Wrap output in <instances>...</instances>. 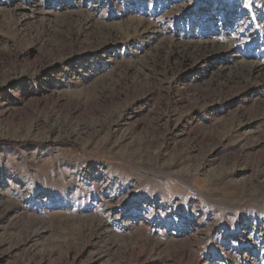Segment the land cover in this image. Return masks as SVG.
<instances>
[{
  "label": "rangeland",
  "instance_id": "1",
  "mask_svg": "<svg viewBox=\"0 0 264 264\" xmlns=\"http://www.w3.org/2000/svg\"><path fill=\"white\" fill-rule=\"evenodd\" d=\"M0 264H264V0H0Z\"/></svg>",
  "mask_w": 264,
  "mask_h": 264
},
{
  "label": "trees",
  "instance_id": "2",
  "mask_svg": "<svg viewBox=\"0 0 264 264\" xmlns=\"http://www.w3.org/2000/svg\"><path fill=\"white\" fill-rule=\"evenodd\" d=\"M0 144H2V145H8V146L13 147V148H17V147H20L21 145H23L24 143L0 141Z\"/></svg>",
  "mask_w": 264,
  "mask_h": 264
}]
</instances>
